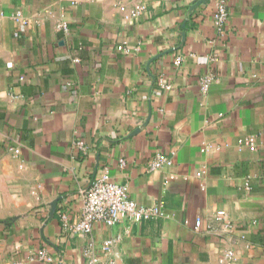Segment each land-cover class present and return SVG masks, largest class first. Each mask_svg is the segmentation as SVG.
<instances>
[{"label": "crops", "instance_id": "obj_1", "mask_svg": "<svg viewBox=\"0 0 264 264\" xmlns=\"http://www.w3.org/2000/svg\"><path fill=\"white\" fill-rule=\"evenodd\" d=\"M216 1L0 0V264H264V0H226L223 35ZM97 179L167 217L71 236ZM217 211L232 234L194 230Z\"/></svg>", "mask_w": 264, "mask_h": 264}, {"label": "built area", "instance_id": "obj_2", "mask_svg": "<svg viewBox=\"0 0 264 264\" xmlns=\"http://www.w3.org/2000/svg\"><path fill=\"white\" fill-rule=\"evenodd\" d=\"M132 13L131 16H134ZM20 18V14L16 15ZM228 20V7L226 0H217L214 3L212 24L219 35H223L225 26ZM57 30L64 35L69 33V27L66 23H61L57 26ZM118 50L124 54H129V50L119 47ZM182 59L177 57L174 65L178 67ZM214 81L212 76L202 78L200 82V92L204 95L209 90L211 83ZM159 86L165 90L169 89L163 80L159 79ZM252 142H249L251 145ZM77 147L84 150L85 147L82 143H78ZM124 165L123 161H120ZM171 161L161 155L156 156L155 160L150 164V170H158L164 166H170ZM81 212L79 220L70 224L65 217H62V230L71 236H85L92 232L94 224H102L107 227H112L119 223L122 219L131 221H154L157 219H164L167 215L162 209L147 208L140 206L129 198L128 188L124 184L110 182L105 179L93 180L90 186L83 192L81 196ZM215 222V224H214ZM211 224L203 226L200 218H197L194 223V230L199 233L204 230L206 234L215 237H225L233 233V226L230 222L225 220V213L217 211L215 214V221ZM204 227V228H203ZM120 240L119 237L110 238L103 241L99 246L100 254L109 255L116 242ZM232 251H227L223 259L233 258ZM37 260L43 262H51V258L47 256L45 250H39L36 253ZM17 264V263H14ZM84 264H117L113 258L103 261L98 255L88 253Z\"/></svg>", "mask_w": 264, "mask_h": 264}]
</instances>
